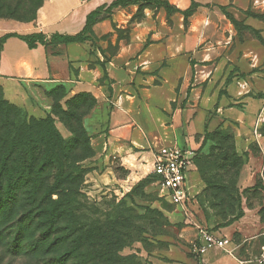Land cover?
<instances>
[{
    "label": "crops",
    "instance_id": "0c3cea01",
    "mask_svg": "<svg viewBox=\"0 0 264 264\" xmlns=\"http://www.w3.org/2000/svg\"><path fill=\"white\" fill-rule=\"evenodd\" d=\"M112 1L44 0L33 24L14 33H41L47 40L73 35L88 13ZM166 1L193 10L184 17L163 7L143 6L137 15L138 4L117 7L92 25L93 41L29 48L17 36L7 37L0 44V88L13 102L34 88L56 85L91 93L96 105L85 122L93 126L91 140L101 144L98 155L128 168V180L143 166L151 170L153 154L165 146L202 156L213 143L205 134L234 123L232 146L242 160L235 185L247 191L240 214L208 230L231 239L234 255L216 245L195 251L203 239L189 224L182 233L186 251H166L164 263L259 264L254 258L264 245V136L258 132L264 122V0ZM6 33L0 27V38ZM113 167L101 171V182L110 181ZM186 185L202 224L198 196L206 184L196 162Z\"/></svg>",
    "mask_w": 264,
    "mask_h": 264
},
{
    "label": "rangeland",
    "instance_id": "374dc122",
    "mask_svg": "<svg viewBox=\"0 0 264 264\" xmlns=\"http://www.w3.org/2000/svg\"><path fill=\"white\" fill-rule=\"evenodd\" d=\"M41 2L42 0H0L1 29L8 34L31 26ZM103 13L107 15L106 11ZM50 89L34 88L30 94L14 102L8 101L27 117L32 116L38 120L50 117L56 133L63 139L86 137L85 140L89 143V152L82 153L86 158L80 163L84 169L83 181L72 187L76 194L68 197V211L63 218L68 232L74 235L73 232L80 227L84 239L91 240L94 248L101 254L112 257V264H165L166 251L173 250L176 255L185 252L186 243L182 233L190 223L182 218L180 212L162 194L151 170L142 165L144 168L128 180V168L125 165L111 156L98 155L96 146L101 144L92 142L93 126L86 125V119L84 128L87 130L84 136L79 135V132L73 135L68 129L72 120L78 118L79 122L80 114H85L93 105V95L71 93L65 85L52 91ZM0 103L2 107L6 105V102ZM234 131L235 124L227 123L224 128L212 134L213 143L209 144L205 154L198 158L194 155L193 158L201 176L215 182L222 179L223 174H227L224 185L231 188L218 191L224 198L222 203L210 197L211 190L203 191L198 196L204 218L202 226L207 230L228 223L241 212L240 191L235 188L234 193L231 192L236 182L237 168L241 165V161L232 152ZM258 132L264 136V122L258 126ZM80 141L81 139L73 140L74 144H79ZM108 164H114V176L109 182H101L98 175ZM45 170L42 176L46 187L54 189L53 191L58 189L61 193L65 186L60 184V179H56L57 171L52 166ZM237 194H240L239 200ZM58 196L57 192H52L51 199L55 200ZM252 198L255 202L259 196L256 193ZM74 204L80 207L77 213ZM13 218L14 215L8 218V223ZM194 255H197L196 252ZM6 262L20 264L22 260L6 258L0 249V264ZM104 264L110 262L105 261Z\"/></svg>",
    "mask_w": 264,
    "mask_h": 264
},
{
    "label": "trees",
    "instance_id": "16d2710c",
    "mask_svg": "<svg viewBox=\"0 0 264 264\" xmlns=\"http://www.w3.org/2000/svg\"><path fill=\"white\" fill-rule=\"evenodd\" d=\"M131 4L139 5L136 15L143 6L163 7L167 13L179 11L184 17L193 10L191 6L180 11L166 0H114L109 5H102L88 13L82 29L73 35L53 34L47 40L41 33L26 35L8 33L0 38V44L9 36H17L29 48H34L37 44L93 41L91 29L93 24L108 17L114 8ZM103 11H106V16ZM61 86L63 85H56L50 91ZM0 91V101L6 102L3 107L0 103V249L3 254L11 260L21 259L20 264H104L105 261L112 264V257L101 254L94 248L91 240L84 239L80 227L72 235L63 221L68 211V197L76 194V191H72V187L83 181L84 169L80 163L86 158L82 153L89 152L86 137L63 139L56 133L50 117L43 120L27 117L18 110L17 106L9 103L1 88ZM93 101L88 111L80 114L79 122L77 118L68 125L73 135L79 132V135L84 136L87 130L84 128V120L96 105L95 98ZM217 130L206 133L204 137L214 140L211 136ZM79 139H81L80 143L74 144L73 140L79 141ZM232 152L242 163L241 158L234 153L233 146ZM49 166L54 167L57 171L56 179H60V184L65 186L61 189V193L58 189L53 191L54 189L47 188L43 181L42 174ZM153 175L157 180V176ZM223 175L222 179L215 182L208 181L202 176L206 184L204 191L211 190L210 197L219 203H222L224 198L218 194V191L231 189L229 185H224L227 174ZM235 186V184L232 186V194L237 188ZM246 191V189L241 191V196ZM52 192H57L59 195L55 200L51 199ZM240 194L236 195L238 200ZM75 203L78 204V201ZM77 204H74L75 207ZM75 210L77 213L80 207ZM13 215V220L8 223V218Z\"/></svg>",
    "mask_w": 264,
    "mask_h": 264
},
{
    "label": "built area",
    "instance_id": "2783aa9c",
    "mask_svg": "<svg viewBox=\"0 0 264 264\" xmlns=\"http://www.w3.org/2000/svg\"><path fill=\"white\" fill-rule=\"evenodd\" d=\"M194 155L195 151L188 147L179 145L162 147L153 154L151 172L157 176L156 182L162 194L180 211L184 220L197 229L203 239L202 243L194 245V250L200 252L207 246L216 245L233 256L234 246L231 247V239L212 234L198 223L194 216L192 198L186 185V174L194 163ZM254 260L264 264V245L261 246ZM238 262L246 261L238 260Z\"/></svg>",
    "mask_w": 264,
    "mask_h": 264
}]
</instances>
